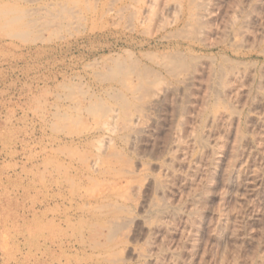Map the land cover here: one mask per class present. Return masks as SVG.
<instances>
[{
  "label": "rangeland",
  "instance_id": "1",
  "mask_svg": "<svg viewBox=\"0 0 264 264\" xmlns=\"http://www.w3.org/2000/svg\"><path fill=\"white\" fill-rule=\"evenodd\" d=\"M0 264H264V0H0Z\"/></svg>",
  "mask_w": 264,
  "mask_h": 264
}]
</instances>
